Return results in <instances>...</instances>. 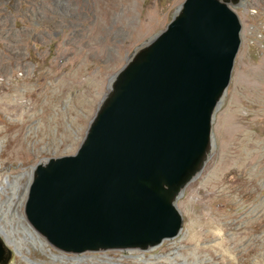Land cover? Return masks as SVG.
Here are the masks:
<instances>
[{
	"label": "rangeland",
	"instance_id": "obj_1",
	"mask_svg": "<svg viewBox=\"0 0 264 264\" xmlns=\"http://www.w3.org/2000/svg\"><path fill=\"white\" fill-rule=\"evenodd\" d=\"M182 2L0 0V186L6 179L19 184L0 224L12 236L22 238L17 213L24 216L32 167L75 153L110 78ZM228 7L240 23V43L213 115L210 154L175 201L179 235L147 251L76 256L117 264H141L129 258L137 256L149 264H167L165 256L176 264H264V0ZM7 246L2 264H60L32 247L16 255Z\"/></svg>",
	"mask_w": 264,
	"mask_h": 264
},
{
	"label": "water",
	"instance_id": "obj_2",
	"mask_svg": "<svg viewBox=\"0 0 264 264\" xmlns=\"http://www.w3.org/2000/svg\"><path fill=\"white\" fill-rule=\"evenodd\" d=\"M241 1L183 0L110 78L75 153L32 167L24 218L55 252L147 251L179 235L175 201L212 149L240 43L228 5Z\"/></svg>",
	"mask_w": 264,
	"mask_h": 264
},
{
	"label": "bare ground",
	"instance_id": "obj_3",
	"mask_svg": "<svg viewBox=\"0 0 264 264\" xmlns=\"http://www.w3.org/2000/svg\"><path fill=\"white\" fill-rule=\"evenodd\" d=\"M126 1H129V0H126ZM35 94H37V91L33 92L34 96H35ZM8 99H9V96H7L5 98V101L8 102ZM4 104H6V103H4ZM84 107L89 108L86 105ZM48 110H49V106L46 105L43 108V113L47 114ZM44 119H45V117H43V120ZM75 123L77 125L79 123V121L74 120V124ZM43 160H45V159H42L39 162L41 163V162H43ZM7 190L9 191V195H7ZM18 190H19L18 179H14L13 181H10V179H6L5 185L0 186V195L6 194V196H7L6 201L3 202L0 200V213H3L4 215H6L7 212L12 210L11 207H12L14 198H18L17 197V191ZM17 218H18V221H19V224L21 227L22 238L21 237L15 238V236L11 235V234H14L13 231L6 230L0 224V235L4 238V239H2L0 237V241H2L4 243L6 242V244H8L9 246H12L13 247L12 250L14 251V253L16 255H18V254L21 255L23 250L28 252L29 248L32 247L33 249H35L39 252H42L49 259L56 261V262H59L60 264H95V262H96V264H117V261H119V259L118 260H112L110 258H107L106 256L100 257V258H98V257H85V256H82V257L81 256L80 257L74 256L73 257V256H67L65 254L55 252L50 246H48L43 241V239L37 233H35L32 230V228L28 225V223L26 222V220H25V218L21 212L17 213ZM51 251H53L59 255H54ZM129 258L132 259L133 261H135L136 263L149 264V262H148L149 259H147L145 257L143 258V256L129 257ZM155 258H158V257H155ZM163 258L167 260V264H172V263L176 264V262H174L172 258H169V257L166 258V256ZM22 259L25 260L27 263L31 262L25 256H22Z\"/></svg>",
	"mask_w": 264,
	"mask_h": 264
}]
</instances>
